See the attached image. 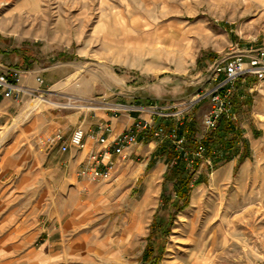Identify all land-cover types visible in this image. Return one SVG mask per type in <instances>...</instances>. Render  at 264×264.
I'll return each mask as SVG.
<instances>
[{"label": "rangeland", "instance_id": "obj_1", "mask_svg": "<svg viewBox=\"0 0 264 264\" xmlns=\"http://www.w3.org/2000/svg\"><path fill=\"white\" fill-rule=\"evenodd\" d=\"M119 42H126V67L129 62L143 67L115 71L126 80V95L179 108L212 87L203 84L212 63L235 50H264V0H0V53L15 58L14 50L25 52L27 69L42 81L21 86L24 92L6 100L0 173L7 155L23 152L21 143L48 151L38 134L47 116L103 106L81 91L90 75L112 73L96 57L107 51L117 56ZM10 59L0 56V63L21 70L24 64ZM60 73L65 79H57ZM237 87L242 98L233 101L236 125L249 154L240 164L238 157L212 169L198 164L193 179L203 181L192 186L189 205L177 214L158 264H251L264 258V81L246 77ZM208 110L204 101L190 113L199 136ZM13 144L19 145L10 148ZM152 158L142 146L127 171L126 165L117 168L118 177L104 184L109 187L103 208L89 214L93 238L78 242L71 257L24 259V251L40 248L36 242L13 255L0 247V264H140L153 215H143L137 227L130 211L141 201L152 212L158 204L166 166L164 158ZM133 167L142 170L138 179L127 176ZM165 194L172 195L170 185Z\"/></svg>", "mask_w": 264, "mask_h": 264}, {"label": "crops", "instance_id": "obj_2", "mask_svg": "<svg viewBox=\"0 0 264 264\" xmlns=\"http://www.w3.org/2000/svg\"><path fill=\"white\" fill-rule=\"evenodd\" d=\"M119 43L122 46L119 44L117 56L107 51L101 53L100 57H96V61L103 64L102 69L108 68L112 73H107L103 77L90 75L86 81L87 87L81 91V95L84 98L93 97L100 100V104L119 105L121 111L114 113L97 108L88 113L60 112L54 116H47L43 131L38 133L42 138H48L59 132L62 135V143L68 145L72 131L80 127L84 131V149L75 151L68 145L67 151L61 153L58 149L59 145L54 144L45 149L48 150L47 152L40 153L34 151V143L27 142L21 143L23 152L10 155V157L7 155L4 172L0 173V247H6L11 255L16 249L40 242V248L37 251H24L23 258L62 261L63 256L64 258L72 256L73 248L78 242L85 244L92 239L94 233L89 231L92 222L89 214L103 208L104 194L107 193L109 187L104 184L109 181L92 183L77 178L76 172L89 154L101 149V146L91 138V135L96 132L97 125L103 123L109 125L110 130L106 136L108 141H111L114 136L133 130L132 125L135 120L150 121L152 109H157L160 113H164L162 110L170 112L172 109V104L159 106L155 102L126 95L128 88L125 85L126 80L117 75L115 71L118 69L140 70L143 67L132 62H129V66L126 67V42ZM5 52H1L0 56H7L14 62L17 61L16 56L12 58ZM25 63L21 70L18 69L22 72L18 84L27 87L33 84L35 78L38 77L32 75L34 72L27 69ZM0 68L3 71L15 67L5 61L0 63ZM65 77L66 75L60 73L57 79L61 80ZM203 84H208L205 79ZM203 84H200L196 91ZM6 100L8 99L0 95V120L7 116ZM160 123H163V120L156 117L155 124ZM161 143L150 137L142 141L138 135L136 143L128 149L126 160L121 161L117 156H112L116 162V168L111 179L114 181L118 177L117 168L119 166L126 165V171L129 169L132 162L131 160L129 162V159L139 155L142 146L146 147L151 155ZM18 145L13 144L10 148ZM159 161L155 163L159 165ZM141 172V169L133 167L127 176H135V179H138ZM93 185L102 186L95 188ZM155 210L152 212L148 209L147 201L135 203V207L130 211L135 217L134 224L141 227L143 215H153ZM103 243L104 241L100 244ZM53 247H56V251L52 253L50 249Z\"/></svg>", "mask_w": 264, "mask_h": 264}, {"label": "built area", "instance_id": "obj_3", "mask_svg": "<svg viewBox=\"0 0 264 264\" xmlns=\"http://www.w3.org/2000/svg\"><path fill=\"white\" fill-rule=\"evenodd\" d=\"M1 69V68H0ZM21 71L16 68L0 70V95L3 98L15 97L24 92L19 86ZM208 73L206 82L212 87L205 92H197L187 101L182 103L179 108L172 106L170 112L160 113L157 109L151 110L150 121L135 120L131 131L114 136L108 141L106 134L109 133L108 124H99L96 132L91 138L101 146L97 152L89 154L85 162L76 172L77 178L85 179L92 183H106L111 180L112 174L116 168V162L112 156H117L121 161L128 158L127 152L130 147L136 143L138 135L142 141L148 137L157 141H169L176 149L181 150L185 142L184 135H178V126L184 120L190 119L191 111L204 101L209 104V110L202 118V134L198 140L204 137L207 132L214 130L219 119L223 118L236 124L233 101L238 95L237 84L246 77H253L256 81H264V50L234 51L230 53L224 61L212 63L206 70ZM35 82L40 85V78H35ZM242 98V97H241ZM99 107L105 110L118 113L121 111L119 105H106ZM163 112V111H162ZM163 121H169L170 126L155 124V118ZM43 147H51L54 144L59 145V151L65 153L68 145L75 151L84 149V131L76 127L69 138L68 145L62 143V135L57 132L53 136L44 138L41 141ZM191 160L198 163H206L211 168V160L205 157L204 149L197 146L191 152ZM251 264H264V258Z\"/></svg>", "mask_w": 264, "mask_h": 264}, {"label": "trees", "instance_id": "obj_4", "mask_svg": "<svg viewBox=\"0 0 264 264\" xmlns=\"http://www.w3.org/2000/svg\"><path fill=\"white\" fill-rule=\"evenodd\" d=\"M17 62L24 64L28 59L24 57L25 52L19 54V50H14ZM238 95L236 100H240ZM235 100V102H236ZM245 104L249 105V100L245 97ZM163 125L170 126V122ZM178 135H184L185 142L181 150L169 141H163L153 151V158H164L166 169L162 175V191L158 199L151 224L150 231L146 238L147 245L141 254L140 264H158L165 239L170 234L177 214L189 205L191 188L203 181L201 176L193 179L198 162L191 160V152L199 145L204 149L205 157L211 160V168L223 165L238 157L240 164L249 154L248 143L243 139L242 131L235 123L226 119H219L214 130L207 132L203 138L198 140L199 132L193 120H184L178 126ZM152 158V159H153ZM166 185L171 186L172 195L165 194Z\"/></svg>", "mask_w": 264, "mask_h": 264}, {"label": "bare ground", "instance_id": "obj_5", "mask_svg": "<svg viewBox=\"0 0 264 264\" xmlns=\"http://www.w3.org/2000/svg\"><path fill=\"white\" fill-rule=\"evenodd\" d=\"M31 109H32V108H31ZM29 110H30V109H29ZM26 113H28V109H27V110H25V114H26ZM23 116H24V115H23ZM217 176H218V175H217ZM214 177H215V176H214Z\"/></svg>", "mask_w": 264, "mask_h": 264}]
</instances>
